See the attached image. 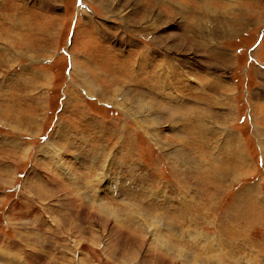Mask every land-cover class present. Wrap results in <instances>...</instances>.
I'll return each instance as SVG.
<instances>
[{"label": "rangeland", "instance_id": "374dc122", "mask_svg": "<svg viewBox=\"0 0 264 264\" xmlns=\"http://www.w3.org/2000/svg\"><path fill=\"white\" fill-rule=\"evenodd\" d=\"M0 264H264V0H0Z\"/></svg>", "mask_w": 264, "mask_h": 264}, {"label": "bare ground", "instance_id": "6f19581e", "mask_svg": "<svg viewBox=\"0 0 264 264\" xmlns=\"http://www.w3.org/2000/svg\"><path fill=\"white\" fill-rule=\"evenodd\" d=\"M92 86H87V90L89 91V93L91 92V93H94V91H95V89L93 88ZM94 90V91H93ZM103 96V95H102ZM102 98V97H101ZM104 99H105V97H103ZM139 104V103H138ZM142 104V103H141ZM143 105V104H142ZM138 106H140V105H138Z\"/></svg>", "mask_w": 264, "mask_h": 264}]
</instances>
